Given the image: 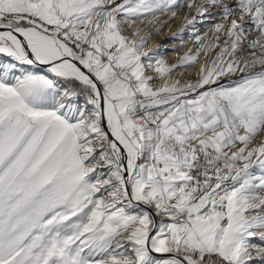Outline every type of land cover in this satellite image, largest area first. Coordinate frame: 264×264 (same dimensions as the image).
<instances>
[{"label": "snow or ice", "instance_id": "6c2138e0", "mask_svg": "<svg viewBox=\"0 0 264 264\" xmlns=\"http://www.w3.org/2000/svg\"><path fill=\"white\" fill-rule=\"evenodd\" d=\"M261 191L264 0H0V264H264Z\"/></svg>", "mask_w": 264, "mask_h": 264}, {"label": "bare ground", "instance_id": "6f19581e", "mask_svg": "<svg viewBox=\"0 0 264 264\" xmlns=\"http://www.w3.org/2000/svg\"><path fill=\"white\" fill-rule=\"evenodd\" d=\"M187 8H183L181 10H179L178 15L175 19L169 20L168 23L165 25L163 31L161 34L159 35H153L149 41H148V45H156V44H160L163 47H161V54L164 55L170 63H174L176 62L178 55H182L183 52L187 51L188 48L193 47V37L191 35V30L186 31V33L184 34V42H183V47H179L180 45V41L179 40H172L170 39V32L169 29H171V31H176L180 28V26L183 24V16L187 13ZM195 14V10L193 9L192 11V15ZM166 19V18H165ZM207 25V23L204 22H200L197 24V28L199 29V31L201 33L208 31L209 28H206L203 31L204 26ZM144 31H148L147 28L144 29ZM176 47V51H173V47ZM165 49H167V51H165ZM187 73H191L194 74L196 71H198V66L195 68H188L186 70H183ZM176 74H174L175 76ZM261 196H264V191L260 192ZM255 243H257L258 245L264 246V244H262L261 241L256 240Z\"/></svg>", "mask_w": 264, "mask_h": 264}, {"label": "rangeland", "instance_id": "374dc122", "mask_svg": "<svg viewBox=\"0 0 264 264\" xmlns=\"http://www.w3.org/2000/svg\"><path fill=\"white\" fill-rule=\"evenodd\" d=\"M210 27H211L210 24L205 25L204 28H203V31H204L206 28H210ZM210 35H211V33H210Z\"/></svg>", "mask_w": 264, "mask_h": 264}]
</instances>
